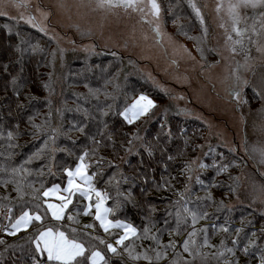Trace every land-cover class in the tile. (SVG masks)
I'll list each match as a JSON object with an SVG mask.
<instances>
[{
	"label": "trees",
	"instance_id": "obj_1",
	"mask_svg": "<svg viewBox=\"0 0 264 264\" xmlns=\"http://www.w3.org/2000/svg\"><path fill=\"white\" fill-rule=\"evenodd\" d=\"M160 2L166 12L168 10L171 11L170 8H173L177 2H181L183 5L182 0H160ZM177 8L178 6L174 9ZM5 25L11 29L10 33ZM21 40L24 41L23 44H21ZM18 45L22 49H26L22 56L16 51ZM30 45H38L40 50L33 53ZM58 48H55L53 39L45 35L44 32L42 33L38 29H30L27 26L19 25L13 19L0 16V134H2V138H0V165H18L40 148L44 136L39 135L34 137L30 135L33 129L30 126L29 117H32V122L36 124H41L47 118L51 127L63 125L65 132H67L73 123L79 124L83 122L86 124L85 133L82 134L73 131L66 136H60L56 140V144L67 151H58L55 153L53 167L55 175H49L47 168H45L44 176L34 174L27 177L30 181H36V188H40L39 181L41 180L44 181L45 188L50 187L53 183L64 184L66 177L61 171V168L74 167L77 162V157L83 151L92 148L88 136L96 135L100 127L99 121L101 117L99 108L111 103L113 108L107 116L103 117V120L108 124L106 131L113 133V138L117 146L116 151L114 152L111 146L105 147L101 145L98 149L97 156L90 154L85 159L87 164L90 165L89 172L92 173L97 171V157L102 156L104 158L101 162L99 172L95 176V185L111 197L107 201V205L111 206L113 200L116 199V192L114 190L115 181H113V184L107 183L108 177L113 172H116V180H119V173L122 172L124 176L129 177V180L127 183L120 184V191L125 196L131 192V202L123 204L111 216L112 219H125L138 229H143L146 223L145 218H147L154 225L152 228L153 232H156L157 229L165 230L161 234L163 244H168L170 240H174L179 245L186 238L187 232L184 231L181 235H169L167 229L175 226L174 216L168 215L169 211H174V206L171 202L179 199L178 193L184 192L185 183L189 185L193 194L190 207L197 203V197L201 198L200 203H204L203 198L209 192L211 193L216 190V187H211L214 184L206 176L207 172L205 169H200L201 171L198 174L204 182L203 186L197 184L196 180L191 186L187 180V174L182 172V165L192 160L199 152L202 143L205 141L206 128L200 122L193 119H186L181 114L176 113L174 106L171 105L166 94L148 82L145 73L141 70L142 63L138 59L132 56H123L118 53L113 55L114 52L101 51L100 54L93 52L78 53L73 50L66 51L65 49H63L61 56V53L57 51ZM54 49H56L55 59L52 56ZM5 65H7V71L4 70ZM14 76L17 77V86L20 92L19 99L14 94V86L11 83ZM106 82L108 83L106 84ZM44 84L51 85V94L43 87ZM85 85L93 89H100L101 92L98 98L88 97L87 101L81 99V96L88 94V87H85ZM114 85H118L119 87L116 88ZM104 91L110 93L111 96L107 98L102 97L101 95ZM140 94L150 95L156 100V108L150 113L152 119L149 120L147 117H144L137 124L128 126L124 124L118 112L125 105H130L132 99ZM113 96L115 97L114 99L112 98ZM49 101H51L50 105ZM78 105L81 108H88L91 116L95 117V119L89 118L85 121L81 113L74 111ZM56 109H61L62 114H58ZM67 109H73V111H68ZM165 112L167 127L173 133V137L167 143L165 150L163 152L160 151V147L164 144L165 140L161 136L160 144L157 145L152 158H148L146 154L143 156L127 155L125 157L123 149L119 147L122 142H126L127 137L125 133L139 131L145 141H151L156 144L157 142L153 138L161 132L160 125L164 120ZM8 131H12L15 137L12 143L16 144L17 147L13 149L7 147L9 143L7 140ZM96 138L100 139L99 136ZM185 139L188 141L187 145L184 143ZM136 143L138 144L139 142ZM125 146H127L126 143ZM9 151L14 153L10 160L6 159ZM168 155H172L174 159L168 160ZM121 157H125V159H121ZM208 158L212 159L211 156ZM141 159L145 161L144 164L140 163ZM108 161L118 166V169L110 167ZM44 163L45 161L42 158L40 160H34L26 166L35 170ZM165 168L167 169L166 171ZM213 175L211 174V176ZM3 177L4 174L0 173V178ZM165 180L169 182L171 187L165 185L157 190L156 185L163 184ZM222 193L225 197L231 194L228 191H221L220 195ZM5 196L9 199L7 201H0V203H11L14 215L20 212L21 207L29 199L26 196L23 201L18 200L11 184L7 187L0 185V197ZM224 196L220 197L222 201H224ZM214 200L221 201L217 198ZM79 203L81 207L85 204L82 199ZM27 207L31 208V204H28ZM226 208L228 207L217 211L216 204H212L206 209L211 218L200 220L195 226L197 229H208L209 243L214 245L216 250L221 239H224L226 234L220 231L214 232L212 225L218 226L223 224L225 220L230 219L228 214L231 211ZM245 212L241 213L240 216L237 215L233 221L228 220L231 228L243 227L241 246L246 242L245 234H250L252 231L257 233V242L264 244V236L260 235L264 225L251 221L253 219H247L250 212ZM73 214L75 213L73 212ZM83 216H90V219L91 217L93 218L91 214H81L78 219ZM244 219L250 221L240 226V221ZM48 221L49 218L45 220L46 223ZM52 223L54 222L52 221ZM62 223L67 224L68 222L65 220ZM95 223L96 226L87 229V232L92 236H97L105 240L106 238L102 229L99 227V223L97 221ZM75 227L78 229L84 228L78 224ZM64 230L67 231V229ZM32 231L33 229L30 228L28 232L22 231L16 236H6L3 232H0V238L5 241V244L0 245V264H33V259H44L39 254L34 253L32 246L27 240V236ZM218 233H222L224 236H214ZM68 234L71 236L70 232ZM117 234H119V230L113 229L110 241L114 242L115 235ZM199 239L198 236V242ZM214 239H217V243H213L212 240ZM226 242L228 246H231V237H227ZM96 243L98 248L109 259V264H146L143 260L138 262L130 261L126 255L113 256L106 251L105 245L99 244L98 241ZM150 243L147 240L138 242L141 248L137 250L148 248ZM13 245L15 247H12ZM177 250L182 252V249L179 247ZM209 251H211L210 247L202 249V252L207 255ZM182 255L185 260H192V257H189L186 253H182ZM236 255L239 257L241 264H259L257 259H249L239 251ZM172 258L173 254L169 251L167 257L160 261V264H169ZM208 258L209 256H207Z\"/></svg>",
	"mask_w": 264,
	"mask_h": 264
},
{
	"label": "snow or ice",
	"instance_id": "obj_2",
	"mask_svg": "<svg viewBox=\"0 0 264 264\" xmlns=\"http://www.w3.org/2000/svg\"><path fill=\"white\" fill-rule=\"evenodd\" d=\"M188 4L197 20L200 22L203 33L200 37L190 38L195 39L196 50L200 54L201 59H204L202 44L206 39L207 29L203 27L204 16L202 15L201 9L202 7H206V5L198 6L195 0H188ZM148 5H150V9L147 13H145V5L142 3V0H79L77 8H90L106 13H112L114 10L118 9H122L125 12L131 11L140 13L142 22L150 26L149 30L152 33L151 38L154 43L164 47L165 40L167 39L168 43L171 44V38L167 37L166 33L161 28L160 5L156 0H148ZM8 6L15 7L17 10L24 9V11L20 12L18 18L11 17L6 11ZM57 7L64 9L66 5L63 0H58ZM249 9L260 10L258 16L253 19L251 24L247 22V15L243 12V10ZM35 11L39 13L40 20L46 19L49 15V13L42 10L39 5L36 7ZM215 11L217 15L223 12L227 16L228 27L225 28V33L229 50L233 54H240L244 60L243 64L238 61L235 67L231 68L229 74L224 78L225 93L229 98V102L236 104L237 107H240L242 104H247L248 100L244 96V89L250 87L254 97L264 104V76L261 77L258 83L253 85L243 75V72L251 68L249 64L251 57L245 39L251 40V34L253 33L264 36V0H218ZM0 16L8 17L9 19L23 20L29 26L37 28L39 31L44 32L45 35H48V30L38 22V17L32 14L31 5L27 0H0ZM146 16H150L151 19H147ZM257 19L260 21L259 25L256 23ZM5 27L8 28L7 25H5ZM74 27L82 36H91L93 34L91 29H81L78 24L74 25ZM220 27H225L223 22L220 24ZM8 31L10 33L11 29L8 28ZM17 35H19V33H17ZM50 38L54 39L55 35L53 34ZM143 39L148 40L149 36L145 34ZM23 43L24 41L21 40V44ZM125 47H127V43H125ZM30 48L33 53L40 50L38 45H30ZM16 51L22 56L26 49H22L18 45ZM57 51H59L62 56L63 49L58 48ZM85 51L91 53L94 51V48L88 46L85 48ZM174 51H182L188 59H195L182 45L178 48H174ZM257 52L264 54V42H261L257 46ZM113 55H115V53H113ZM52 56L53 59H55L56 51L52 53ZM171 63H176V61L173 60ZM212 66V64H206L203 65L202 68H211ZM4 70L7 71V65L4 66ZM11 83L14 86V94L17 96V99H19L20 92L18 91L17 77L14 76ZM107 83L108 82H106V84ZM43 87L51 94L52 88L50 84H44ZM85 87H88V85H85ZM114 87L118 88L119 86L114 85ZM213 87L215 88V85ZM100 92V89L88 87V94L80 98L85 101H87L88 97L98 98ZM104 95L106 98L111 96L107 91H104ZM112 98L114 99L115 97L113 96ZM50 104L51 101H49V105ZM112 108L113 105L111 103L99 108L101 117L99 121L100 127L96 135L88 136L92 148L83 151L77 157V163L74 168H61V171L66 177V185L63 187L60 184L53 183L50 187L45 188L44 181L41 180L39 181L40 188H36V181H30L27 177L34 174L44 176L45 168H47L49 175H55L53 171L55 153L58 151H67L66 149L60 148L56 144V140L60 136H66L73 131L82 134L85 133L86 124L83 122L79 124L73 123L67 132H65L63 125L51 127L47 118L41 124H36L32 122L33 118L29 117L30 126L33 129L30 135L34 137L43 135L44 140L37 151L33 152L27 159L23 160L18 165H0V173L4 174V177L0 178V185L7 187L11 184L13 190L16 192L18 200L23 201L26 196L29 197L28 201L25 202L20 212L16 215L13 214L11 203H0V207L6 209L5 220L7 221L6 224L0 225V232H3L6 236H16L22 231L28 232V230L32 228L33 231L27 236V240L32 246L34 253L44 258L41 260L33 259V264H109V259L106 257L105 253L98 248L96 241H98L99 244L105 245L106 251L113 256L126 255L128 260L133 262L143 260L146 264H160V261L165 259L167 253L171 251L173 258L169 264H193L198 257L201 258L202 264H206L207 254L203 253L202 249L205 247H213V245L209 243L208 229H197L195 226L200 220L211 218L206 209L212 204H216L217 211L227 207L222 200L215 201L210 192L203 198L204 203H200L199 201L201 198L197 197V203L190 207L193 194L189 185L185 183L184 192L178 193L179 199L171 202L174 206V211H169L168 215L174 216L175 226L167 229L169 235H181L184 231L187 232L186 238L179 245H177L174 240H170L168 244H163L161 234L165 230L157 229L156 232H153L152 228L154 225L147 218H145L146 223L143 229H138L125 219L109 218L114 215L123 204L131 202V192L125 196L120 191V184L127 183L129 177L124 176L122 172L119 173V180H116V172H113L108 177L107 183L113 184V181H115L114 190L116 192V199L113 200L111 206H108L107 201L111 199V197L104 190L97 188L94 183L95 176L99 172L101 162L104 158L102 156L97 157V171L92 173L88 171L90 165L85 163V159L89 157L90 154L92 156H97L98 149L101 145L105 147L111 146L113 151H116L117 146L113 138V133L106 131V129H108V124L103 120V117L107 116ZM155 108L156 104L154 101L146 95L141 94L132 104L125 105L118 112V115L124 124L133 126L143 117H147L149 120L152 119L150 113H152V110ZM67 110L73 111V109ZM56 111L58 114H62L61 109H56ZM74 111L81 113L85 121L89 118L95 119V117L91 116L88 108H81L78 105ZM261 115L264 117V107L261 109ZM160 128L161 132L153 138L157 142L156 144L151 141H145L139 131L125 133L127 137L126 142H122L119 145V147L123 149L125 157L127 155L143 156L146 154L148 158H152L157 145L160 144L161 136L165 138L164 144L160 147V151L163 152L167 143L170 142L173 137L171 129L167 127L166 112L164 113V120ZM260 130L264 132V119H262L260 124ZM97 136H99L100 139H97ZM0 138H2V134H0ZM14 138L13 132L8 131L7 140L9 143L7 147L9 149L17 147L16 144L12 143ZM136 142L139 143L137 144ZM125 143L127 146H125ZM184 143L187 145V139L184 140ZM248 148H250L253 157L257 159L258 163L264 165V142H256L249 145ZM248 148H246V151ZM141 149L143 150L142 152ZM234 150L235 149L231 147L229 148L230 152ZM13 155L14 153L9 151L6 159L10 160ZM125 157H121V159H125ZM42 158L45 163L38 169L34 170L26 166L31 164L32 161ZM222 158L223 154H221V159ZM167 159L173 160L174 157L168 155ZM140 163L144 164L145 161L141 159ZM108 165L118 169V166L113 165L111 161H108ZM193 165H195V167H193ZM208 167V164L201 161L189 160L182 165V172L187 174L188 181H191L195 175L196 183L203 186L204 182L196 173L198 170ZM211 167L214 169L216 175H220L227 172L230 165L218 163L216 159H213ZM166 170L165 168V171ZM173 179L175 178L173 177ZM229 179L238 181L239 178L230 176ZM165 185L171 187L169 182L165 180L163 184L156 185L157 190ZM220 186L222 185H212L211 187ZM235 190V184L228 185V191L235 192ZM254 193L256 194L252 197L253 202L258 199L261 203H264V185H260L258 188L254 186ZM52 198L58 201V203L50 202ZM8 199L7 196L0 197V201H7ZM81 199L87 201L82 207L79 203ZM28 204H31V208L27 207ZM93 210L94 220L99 223V227L105 233H109L110 230L113 229L119 230V234L115 235L114 243L106 242L100 237L90 235L87 229L93 228L95 226L93 224L84 225L83 229L75 227V225L79 223L78 217L81 214L89 215L93 213ZM73 212L75 215H73ZM49 217L48 223H45V220ZM65 220H67V224L62 223ZM52 221L56 223H52ZM212 228L214 232L220 231L226 234L225 238L221 239L217 250L213 254L216 264H239V257L236 255L238 251L249 259L255 258L258 260L259 264H264V244H259L257 242V233L255 231H252L250 234H245L246 242L241 246V233L244 231L243 227L231 228L228 220H225L223 224L218 226L212 225ZM64 229H67V231ZM68 232L71 233V236H69ZM233 233H235L234 236ZM260 235L264 236V228L261 229ZM198 236L200 238L199 242L197 241ZM227 237H231V246H228L226 242ZM145 240L151 242L149 247L138 251L137 249L141 248L138 242ZM2 244H5V241L0 238V245ZM12 247H15V245ZM178 247L182 249V252L177 250ZM182 253H186L189 257H192V260H185Z\"/></svg>",
	"mask_w": 264,
	"mask_h": 264
},
{
	"label": "rangeland",
	"instance_id": "obj_3",
	"mask_svg": "<svg viewBox=\"0 0 264 264\" xmlns=\"http://www.w3.org/2000/svg\"><path fill=\"white\" fill-rule=\"evenodd\" d=\"M182 1L183 5L181 2H177V9H174L177 7L174 5L173 8H170L171 11L166 12L160 0H156L160 5L161 28L172 41L169 44L166 39L164 47H161L154 43L149 30L150 26L142 22L140 13L125 12L122 9L106 13L90 8H77L79 0H63L66 5L64 9L57 7L58 0H27L31 5L32 14L36 15L38 22L48 30L47 36L55 35V38H52L55 48L89 53L85 51V48L91 46L94 48L93 53L95 54L106 51L138 59L142 63L141 70L145 73L148 82L166 94L176 113L186 119L196 120L206 128L205 141L192 160L208 164V168L211 169H205L206 176L212 180L214 185H222L211 192L214 199L221 200L220 197H223L224 194L220 195V192L228 191V185H236L235 192L228 191L231 194L227 197L224 196L223 199L228 207L226 209L231 211L228 214L230 218L228 220L233 221L237 215L240 216L241 213L249 211L247 219H253L251 221L264 225V220H262L264 219V203L258 199L253 202L252 199L256 194L254 186L258 188L260 185H264V165L258 163L248 148L249 145L256 142H264V132L260 130V124L264 119L261 115L264 104L254 97L250 87L244 89V96L248 103L242 104L240 107L229 102V98L226 96L224 78L238 61L243 64L244 60L240 54H233L229 50L225 33L228 20L223 12L217 15L215 7L218 0H195L198 6L206 5L201 9L204 16L203 27L207 29V36L202 44L204 59H201L196 50L195 39L190 38L202 36V26L189 7L188 0ZM142 3L145 5V13H147L150 9L148 0H142ZM38 5L49 13L46 19H39V13L35 11ZM6 11L9 16L18 18L24 9L17 10L15 7L8 6ZM259 11V9L243 10L249 24L258 16ZM146 18L151 19L150 16H146ZM13 20L17 21L19 25L37 29L29 26L23 20ZM222 22L225 25L223 28L220 27ZM256 23L259 25L260 21L257 19ZM77 24L81 29H91L93 34L82 36L74 27ZM145 34L149 36L148 40L143 39ZM261 42H264V36L256 33L251 34V40L245 39L251 57L249 60L251 68L243 72V75L253 85L264 76V54L257 52V46ZM125 43H127V47H125ZM181 45L191 53L194 60L188 59L182 51H174V48ZM173 60L176 63H171ZM206 64L213 66L202 68ZM140 95L134 97L130 104ZM101 96L105 97L104 93ZM146 96L156 104V100L152 96ZM230 147L235 150L230 152ZM246 148H248L247 151ZM221 154H223L222 159ZM210 156L212 159L208 158ZM213 159H216L218 163L229 164L228 171L219 176L216 175L211 167ZM85 163L87 164L86 161ZM200 171L198 170L196 175ZM211 174L214 175L211 176ZM230 176L239 179L234 181L229 179ZM194 181L195 175L189 184L192 186ZM60 185L65 186L66 181ZM50 202L58 203L54 198L50 199ZM84 203L86 204L87 201ZM5 214L6 210L0 207V225L7 223ZM91 215L94 218V210ZM93 218L83 216L79 219L78 225L84 227L92 222L96 226ZM109 218L112 219L111 216ZM247 219L240 221L239 225L242 226L250 221ZM103 234L106 238L105 241L112 242L110 241L112 230L109 233L103 231ZM214 236L222 237L224 235L218 233ZM212 241L217 243V239ZM210 249L206 264H216L213 256L216 247L213 245ZM193 263L202 264L201 258L198 257ZM239 263L241 264V262Z\"/></svg>",
	"mask_w": 264,
	"mask_h": 264
}]
</instances>
